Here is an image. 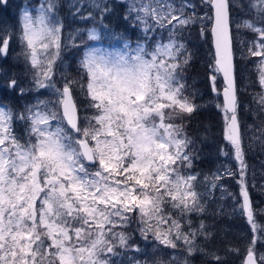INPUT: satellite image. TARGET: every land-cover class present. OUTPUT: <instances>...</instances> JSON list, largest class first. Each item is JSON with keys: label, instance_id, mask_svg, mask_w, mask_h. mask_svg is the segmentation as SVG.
<instances>
[{"label": "snow or ice", "instance_id": "1", "mask_svg": "<svg viewBox=\"0 0 264 264\" xmlns=\"http://www.w3.org/2000/svg\"><path fill=\"white\" fill-rule=\"evenodd\" d=\"M124 19L140 35L124 39L122 47L108 50L88 46L78 61L77 76L58 71L64 48H79L76 35L62 41L64 20L61 0H36L18 11V31L0 28V56L7 55L15 36L21 46L31 86L19 88L37 95L15 112L0 105V264H189L200 253L212 264H223L197 240L211 233L201 220L216 181L205 176L198 191L199 174L192 171L198 159L194 140L184 120L199 105L189 93L186 69L192 61L185 33L200 26L209 32L214 48L211 69L213 91L223 102L224 139L238 162L239 212L246 215L253 238L242 264H264L255 245L264 228L254 219L245 177V133L241 108L237 56L233 46L232 12L247 9L252 19L237 30L254 34L246 50L240 41L241 60L253 61L261 92L253 96L264 115V0H120ZM8 0H0L6 6ZM73 18L102 21L111 12L108 0H70ZM201 9L202 11H198ZM210 26V27H209ZM96 28L87 30V41H99ZM222 77V91L215 87ZM5 87L15 90L11 78ZM83 97L78 104L74 93ZM23 122L22 135L13 123ZM179 121V123L177 122ZM249 143L264 149V121L249 125ZM222 154L228 155L222 150ZM227 175L235 176L230 170ZM138 234L145 248L134 243ZM163 257L148 259L146 249ZM167 250H171L169 253ZM236 251V249H229ZM177 251L186 255L180 259Z\"/></svg>", "mask_w": 264, "mask_h": 264}, {"label": "trees", "instance_id": "2", "mask_svg": "<svg viewBox=\"0 0 264 264\" xmlns=\"http://www.w3.org/2000/svg\"><path fill=\"white\" fill-rule=\"evenodd\" d=\"M111 2L112 0H108V3L111 5V12L108 13L101 21L98 13L93 14L95 19L81 20L79 17L73 18L66 7L65 0H61L63 7L60 9V16L63 18L65 25L63 34H65L70 28H76L80 26L82 22H85L88 25H92L99 29L101 40H109L113 42L116 40V42H118L124 38L125 35L134 39L136 32L133 30L129 22L124 19V3H121L120 1ZM18 9L19 4H17V1L15 0H8L6 6H0V28L9 27L14 32L17 31ZM185 34L188 39V48L192 53V61L187 68V75L190 79V90L195 93L194 101L200 107L191 117L184 120V123L186 124V131L188 135L195 142V149L198 154V159L194 161L192 171L194 173H198L199 178L201 179L207 176L220 163H222L224 160L222 150L227 151L230 149V146L224 139L223 114L217 107L218 102L214 101L212 91L211 76L213 75V72L211 65L214 61L210 32L202 38L200 36V26L197 25ZM246 35L254 37V34L250 31H248ZM232 36L234 51H236L237 56L239 83V79H241V73L239 72L243 67V64L249 63V61L241 60L239 58L237 50L240 45L238 44L236 38L234 41L233 29ZM81 38L83 37L78 35L77 40ZM20 53L21 46L17 38L14 36L9 45L6 57L0 56V100L15 112H19V106L24 102H28V100L33 97V95L28 91H26L24 95L19 94V88L27 85L30 80V72L27 70L23 57ZM79 54L80 48H64L61 53L62 63L58 62L57 64L58 71H65L66 73H70L72 76H77L76 70L78 67ZM246 74L247 73H243L245 90L239 93V99L249 106H253L255 105V103H253V96L255 95L257 88L256 82L252 81ZM11 78H15L18 82V87L15 90H9L5 87V84ZM248 81L254 83L255 87ZM75 94L78 95L77 93H74V95ZM77 103L80 104V101L78 100ZM82 103L84 102L82 101ZM242 107L243 106H241V109ZM244 112L246 111H241V113ZM242 119L245 120L243 117ZM17 130H19L22 135L23 123H20L18 128L16 127V134ZM206 205L207 211L201 217H204V223L207 226L208 232L211 233V236L207 240L201 237L197 240V243L204 248L206 252L216 253L220 256L223 264H238V259L244 252V245L247 241L246 237L242 235L239 218L234 214H227L226 211L220 212L217 208L211 206L208 201H206ZM229 223L233 225L232 229H230ZM134 243L139 244L142 249L145 248V243L140 240L138 234L135 235ZM229 249H236L238 252L230 251ZM146 251L148 253V259L152 260L157 258L156 253L153 254L150 246L146 249ZM132 254L141 259L145 258L144 256H139L135 253H128L127 256H122L120 258L122 264L126 263L128 261V257ZM164 256L166 257L167 255ZM178 257L183 259L185 257V253L179 252ZM191 264H212V262L208 256L198 253L193 256Z\"/></svg>", "mask_w": 264, "mask_h": 264}, {"label": "rangeland", "instance_id": "3", "mask_svg": "<svg viewBox=\"0 0 264 264\" xmlns=\"http://www.w3.org/2000/svg\"><path fill=\"white\" fill-rule=\"evenodd\" d=\"M15 1H17V4H19V9L21 7H23L24 5L31 6L32 4H34L36 2V0H15ZM109 1H111V0H109ZM113 1L117 2L120 0H112V2ZM65 2H66V7H67L70 0H65ZM195 2L199 3V0H195ZM19 9L17 10V19H18ZM67 9H68V7H67ZM198 11H202V10L198 9ZM125 13H126V4L124 3V16H125ZM251 17H252V14L249 13L247 9H245L244 11L233 10V12H232V24L231 25H232V29L234 31V41L236 38L239 45H240L239 42L243 41L245 44V50H246L247 43L249 41H251L254 37L246 35L248 32V30H246V29H240L238 31L237 25L239 23H241L242 20L252 19ZM91 28H95V27L92 25H88L85 22H82V24L80 26H78L76 28H70L65 34H63L62 41L64 43H67L69 40V34H76L77 30H79L78 35H80L83 38L77 40L78 35H76L75 42L77 44H81V41H85V43L88 46H96V47H102V48H105L108 50H113L115 48L122 47V43H123L124 39L130 40L134 44L135 40L140 35L138 29L133 28V30L136 32L134 35L135 36L134 39H131L130 36L125 35L124 38H122L118 42H116V40H114V42L109 41V40H106V41L99 40L96 42L87 41V30L91 29ZM17 31H18V29H17ZM97 31L100 33L99 29H97ZM185 37H186V34H185ZM186 40H188L187 37H186ZM187 46H188V42H187ZM79 48H80V54H79V59H80V57L83 55L85 47L83 44H81V47H79ZM239 49H240V46L238 47V50H237L238 56H239ZM239 58H240V56H239ZM249 63H250V65H249ZM249 63L243 64V67L241 68V70L239 72V73H241V79H242V80L239 79V87H240L241 91L245 90V85H244L245 82H243V80H244L243 73H247L246 75L249 76V78L252 81L256 82V87H257L256 91H255V94H256V93L261 92V87L258 83V76H257L256 67H255V58L253 59V61H251ZM187 73H188V69H186L185 75H186L187 84L189 85L190 79H189V76L187 75ZM248 82L254 85V83H252L250 81H248ZM30 86H31V73H30L29 83H27V85H24L21 88L27 89ZM222 86H223V84H222L221 78L219 75H217L215 87L218 90H221ZM254 87H255V85H254ZM212 91H213V85H212ZM188 92L193 93L190 90V85L188 87ZM30 93L33 95L32 99L30 98V100H28V102L22 103L19 106V111H22L26 104L33 102L37 95H39L41 99H43L49 95V93L45 90H41V93H34V92H30ZM75 93L78 94V95L75 94L76 100L77 101L79 100L80 104H83L82 103V101H83L82 95L78 91H76ZM249 94H250V92H249ZM213 95H214V101L218 102V104H222L221 95L218 96L216 94V92H214V91H213ZM239 98H240V95H239ZM253 103H254V101H253ZM240 104L243 107H242V109L240 108L241 110L239 111V119H240L242 131L245 133V136H244L245 162L247 164V175L245 177V180L247 183V190L249 192V196H250V199L252 202V208L254 210L255 222L259 227L264 228V149H262L258 143L250 144L249 143V137L252 135V133L247 132V128L249 125H255V126L259 127L261 124V121H264V115L257 116L259 109L257 108L256 104L253 106H249L248 104H246L245 102H242L241 100H240ZM0 105H5V104H4V102H2L0 100ZM5 106H7V105H5ZM220 111H221V109H220ZM241 111H246V112L241 113ZM242 117L245 118V120L242 119ZM188 118L189 117H186L185 120H187ZM177 122L179 123V121H177ZM20 123H23V122L14 121V123H13L14 131H15L16 127L17 128L19 127ZM23 127H24V125H23ZM17 135H21V132L19 130H17ZM224 152H227L228 155H224V160L222 161V163H220L212 172H210L207 175V177H209V179H211L213 174H219L221 176V178L216 181L217 187L212 189V196L207 201L211 204V206H213L214 208H217V210H219L220 212L226 211L227 214H234L236 217L239 218V220H240L239 223L241 225L242 235H244L246 237V240H247L245 245H244L245 250L242 253V255L240 256V258L238 259V264H242L243 256L246 253V250L249 246V242L253 238V232L251 229V225L249 224V222L247 220L246 215H242L239 212V204L241 203L242 198L240 197V184L238 183V181L240 179V176L238 174V162L233 158L231 147L227 151L224 150ZM226 170H230L231 172L237 173V174L235 176L227 175ZM203 180H204V177L199 179V181L197 182V184H198L197 190L198 191L204 190V187L201 185V182ZM201 220H203L205 222L204 217L197 216L194 214L192 216L193 227H197ZM229 227H230V229H232L233 225L229 223ZM236 230L238 231L237 228H236ZM257 235L258 236H264V233H257ZM255 250H256L257 256H259L260 254H264V238L259 239L257 241V243L255 245ZM167 251L169 253L171 252V250H167ZM179 252L181 253L183 251H177L176 252L177 256L179 255ZM196 254H198V253H196ZM133 255L134 254H132L131 256H133ZM193 256L188 257L189 264H191ZM156 257L157 258L163 257V259H165V260L168 258V256L165 257L162 254V252H156ZM137 258L141 259L139 257H137ZM124 264H129V260Z\"/></svg>", "mask_w": 264, "mask_h": 264}, {"label": "water", "instance_id": "4", "mask_svg": "<svg viewBox=\"0 0 264 264\" xmlns=\"http://www.w3.org/2000/svg\"><path fill=\"white\" fill-rule=\"evenodd\" d=\"M210 37H211V34H210ZM211 44H212V38H211ZM212 50H213V53H214V48H213V44H212ZM221 80H222V77H221ZM222 83H223V81H222ZM223 88V87H222ZM221 91H222V89H221ZM221 99H222V102H223V96H222V94H221ZM245 256H246V254L244 255V257H243V260H242V262L244 261V259H245Z\"/></svg>", "mask_w": 264, "mask_h": 264}]
</instances>
